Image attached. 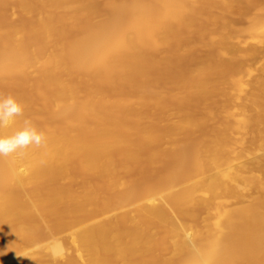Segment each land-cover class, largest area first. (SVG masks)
Segmentation results:
<instances>
[{"label":"bare ground","instance_id":"1","mask_svg":"<svg viewBox=\"0 0 264 264\" xmlns=\"http://www.w3.org/2000/svg\"><path fill=\"white\" fill-rule=\"evenodd\" d=\"M102 5L0 0V94L24 106L0 135L46 136L0 158V264H264V61L245 80L220 60L264 15L241 39L232 0Z\"/></svg>","mask_w":264,"mask_h":264},{"label":"rangeland","instance_id":"2","mask_svg":"<svg viewBox=\"0 0 264 264\" xmlns=\"http://www.w3.org/2000/svg\"><path fill=\"white\" fill-rule=\"evenodd\" d=\"M100 14L107 15L105 12L104 6L102 5L103 0H98ZM264 5V0H232L231 11L226 16L223 26L225 29L235 32L239 38L246 39L249 38V35L244 33L245 27L249 24L252 16L264 14H260L256 11L258 6ZM6 15L11 19H16V7L13 3H8L6 7ZM93 22H91L92 24ZM210 25L209 22H207ZM212 25V24H211ZM253 38V37H252ZM250 38L251 41L246 43H239L236 39L232 41L233 49L238 52L239 55L233 57H221L220 60L223 62V66L228 70L229 77H242L245 80H248V76L245 73V68H250L255 70V76L257 78H261L263 76V72L261 71V66L264 61V40L260 42H256L258 39L257 36L254 35V39ZM209 53V49L203 47L199 51V55H204ZM187 59H183L186 61ZM221 101L220 98L216 97L213 102L219 103ZM200 100L196 94H189L187 100L182 102L177 101H169L168 107L165 110V116L172 117L173 106L174 105H183L188 110H195L199 104ZM211 104V102H210ZM61 117L52 119L53 121H60ZM262 127L264 128V118L262 119ZM250 145V141L247 142ZM145 173L150 174L151 176H155L158 172L156 170H146ZM189 177H194L197 175L196 169H191L188 173ZM60 237L65 239L64 234H61ZM74 253L73 248H69V250L64 255V258Z\"/></svg>","mask_w":264,"mask_h":264},{"label":"clouds","instance_id":"3","mask_svg":"<svg viewBox=\"0 0 264 264\" xmlns=\"http://www.w3.org/2000/svg\"><path fill=\"white\" fill-rule=\"evenodd\" d=\"M23 113L24 106L14 95L0 94V128L9 127ZM45 142V133L38 130L31 120L24 119L20 128L9 135H0V158L22 155L31 146L40 147Z\"/></svg>","mask_w":264,"mask_h":264}]
</instances>
